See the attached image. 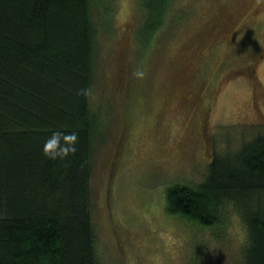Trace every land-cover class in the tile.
<instances>
[{"label": "rangeland", "instance_id": "374dc122", "mask_svg": "<svg viewBox=\"0 0 264 264\" xmlns=\"http://www.w3.org/2000/svg\"><path fill=\"white\" fill-rule=\"evenodd\" d=\"M105 1L111 25L93 7L89 96L101 125L91 176L98 264H243L247 235L232 205L221 227L205 230L168 216L165 191L203 183L213 156L264 136V0H172L139 54L138 0ZM128 41L130 54H119ZM125 55L130 77L116 93Z\"/></svg>", "mask_w": 264, "mask_h": 264}, {"label": "trees", "instance_id": "16d2710c", "mask_svg": "<svg viewBox=\"0 0 264 264\" xmlns=\"http://www.w3.org/2000/svg\"><path fill=\"white\" fill-rule=\"evenodd\" d=\"M171 1L138 0L146 20L134 39L137 54L146 53L142 43L160 29ZM108 5L0 0V264H98L91 176L101 125L89 96L97 67L93 7L108 26ZM130 42L119 54H130ZM125 57L123 83L111 74L116 93L130 77ZM85 88L89 95L76 94ZM55 131L78 133L74 155L45 158L43 145ZM165 194L168 216L205 230L221 227L222 209L232 205L247 235L242 263L264 264V136L233 156H213L203 183H175Z\"/></svg>", "mask_w": 264, "mask_h": 264}, {"label": "clouds", "instance_id": "9594fccd", "mask_svg": "<svg viewBox=\"0 0 264 264\" xmlns=\"http://www.w3.org/2000/svg\"><path fill=\"white\" fill-rule=\"evenodd\" d=\"M136 77H142L143 72L137 71L133 73ZM78 96L89 95V89H81L76 93ZM79 136L76 131L63 132L55 131L45 140L42 148V154L49 160H64L76 153V145Z\"/></svg>", "mask_w": 264, "mask_h": 264}]
</instances>
